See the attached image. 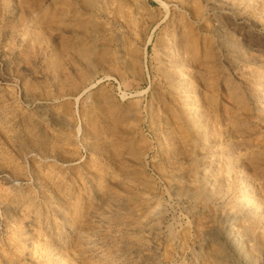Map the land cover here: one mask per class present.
I'll return each instance as SVG.
<instances>
[{
  "label": "rangeland",
  "instance_id": "obj_1",
  "mask_svg": "<svg viewBox=\"0 0 264 264\" xmlns=\"http://www.w3.org/2000/svg\"><path fill=\"white\" fill-rule=\"evenodd\" d=\"M224 1L0 0V264H264V0Z\"/></svg>",
  "mask_w": 264,
  "mask_h": 264
},
{
  "label": "bare ground",
  "instance_id": "obj_2",
  "mask_svg": "<svg viewBox=\"0 0 264 264\" xmlns=\"http://www.w3.org/2000/svg\"><path fill=\"white\" fill-rule=\"evenodd\" d=\"M245 1V0H244ZM242 3V2H241ZM238 3L236 4L234 2V0H225L224 1V6L227 7L229 10V12L234 11V9L239 10L241 12H244L246 10V2H243L242 4ZM255 8V7H254ZM249 10V9H248ZM255 10V9H254ZM250 12V10H249ZM247 13V12H246ZM242 14V13H241ZM242 16V15H241ZM256 16V15H255ZM250 18V17H249ZM254 19V18H253ZM252 20V19H251ZM234 21V20H233ZM171 24V23H170ZM262 31V30H261ZM254 37V36H253ZM187 38V37H186ZM165 42V41H164ZM171 45V44H170ZM214 45V44H213ZM172 46V45H171ZM178 49V48H177ZM224 52V51H223ZM244 55V54H243ZM245 56V55H244ZM168 57V56H167ZM228 58V57H227ZM229 60V59H228ZM182 61V60H181ZM243 62V61H242ZM252 62V61H250ZM178 63V61H177ZM232 63V62H231ZM179 64V63H178ZM190 65V64H189ZM197 65V64H196ZM180 66V65H179ZM232 66V65H231ZM251 68V67H250ZM178 71V70H177ZM223 71V70H222ZM186 73V72H185ZM191 73V72H190ZM197 73V72H196ZM259 75V74H258ZM193 76V75H192ZM184 80V79H183ZM188 80V79H187ZM236 81V80H235ZM174 82V81H173ZM231 84V83H230ZM187 85V84H186ZM202 85V84H201ZM92 86L90 85L86 90H89ZM183 87V86H182ZM177 89V88H176ZM243 90V89H242ZM248 91V90H247ZM179 92V91H178ZM191 89L188 87H184L181 89L180 91V95L182 96L183 100L186 102L187 105V118H193V113L195 112V101L192 99L191 97ZM249 94V93H248ZM178 95V94H177ZM174 97V96H173ZM260 97V96H259ZM179 98V97H178ZM181 100V99H180ZM203 100V99H202ZM243 100V99H242ZM242 102V101H241ZM208 106V105H207ZM197 112V110H196ZM197 115V114H196ZM195 116V115H194ZM200 118V117H199ZM214 154V153H213ZM200 156V155H199ZM214 164V163H213ZM208 166V165H207ZM210 172V171H209ZM236 173V172H235ZM207 175V174H206ZM212 180V179H211ZM205 181V180H204ZM213 181V180H212ZM211 181L208 180L206 182V185L210 184ZM204 184V183H203ZM193 185V184H192ZM250 184L246 181V183H243V188H245L246 190L250 188ZM237 187V186H236ZM248 192V191H247ZM244 195V194H243ZM240 195L236 200L237 202V206L239 207V214H245V215H249L251 217H254L258 223L262 224L264 226V207H262L261 205H259V203L255 200V196L254 197H249V196H243ZM252 195H255V192H252ZM219 199V198H218ZM236 205V204H235ZM227 206V205H226ZM228 207V206H227ZM234 207V206H233ZM225 210V209H224ZM95 213V212H94ZM237 212L232 213L229 212L227 213V217H236L238 215ZM225 216V217H226ZM105 217V216H103ZM98 218V217H97ZM103 219V218H102ZM227 223V222H226ZM243 223V222H242ZM232 224V223H231ZM245 224V223H244ZM242 225V224H241ZM105 226V225H104ZM259 227V226H258ZM100 228V227H99ZM98 228V229H99ZM101 229V228H100ZM229 231V230H228ZM207 234V233H206ZM84 237V236H83ZM236 238V236H234ZM83 240V239H82ZM87 240V239H86ZM93 241V240H92ZM207 241V240H206ZM85 242V241H84ZM239 243V242H237ZM261 244V243H260ZM83 249V248H82ZM86 249V248H85ZM238 249V248H237ZM92 251V250H91ZM214 251V250H213ZM216 253V252H215ZM220 254V253H219ZM218 255V254H217ZM92 257V256H91ZM216 258V257H215ZM210 259V258H209ZM101 262V261H100ZM221 262V261H220ZM223 262V261H222ZM249 262V261H248ZM247 264V263H246Z\"/></svg>",
  "mask_w": 264,
  "mask_h": 264
}]
</instances>
